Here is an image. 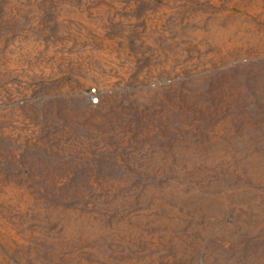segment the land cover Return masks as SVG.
Wrapping results in <instances>:
<instances>
[{
  "label": "rangeland",
  "instance_id": "1",
  "mask_svg": "<svg viewBox=\"0 0 264 264\" xmlns=\"http://www.w3.org/2000/svg\"><path fill=\"white\" fill-rule=\"evenodd\" d=\"M0 264H264V0H0Z\"/></svg>",
  "mask_w": 264,
  "mask_h": 264
},
{
  "label": "built area",
  "instance_id": "2",
  "mask_svg": "<svg viewBox=\"0 0 264 264\" xmlns=\"http://www.w3.org/2000/svg\"><path fill=\"white\" fill-rule=\"evenodd\" d=\"M89 96H90L91 102L93 104L96 105V104L99 103L98 93H97V90L96 89H91V91L89 93Z\"/></svg>",
  "mask_w": 264,
  "mask_h": 264
}]
</instances>
